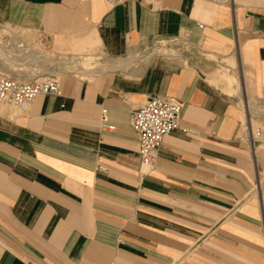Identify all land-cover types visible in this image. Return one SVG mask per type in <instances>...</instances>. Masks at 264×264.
<instances>
[{"label": "crops", "instance_id": "0c3cea01", "mask_svg": "<svg viewBox=\"0 0 264 264\" xmlns=\"http://www.w3.org/2000/svg\"><path fill=\"white\" fill-rule=\"evenodd\" d=\"M34 34L111 65L62 60L39 75L60 96L0 102V264H264V142L242 137L247 99L264 110V0H0V71L28 69L7 49ZM153 95L182 111L146 167L129 117Z\"/></svg>", "mask_w": 264, "mask_h": 264}, {"label": "built area", "instance_id": "2783aa9c", "mask_svg": "<svg viewBox=\"0 0 264 264\" xmlns=\"http://www.w3.org/2000/svg\"><path fill=\"white\" fill-rule=\"evenodd\" d=\"M110 8L129 1L146 2L147 0H104ZM201 27V25H199ZM59 76H36L30 81H18L0 71V102L10 104L18 110H25L39 95L60 96ZM182 106L168 98L153 95L129 117V125L138 138L141 164L153 167L164 138L179 128ZM244 122L242 137L246 138L254 150L255 144L264 142V110L251 112L243 106ZM259 122L253 129L251 120ZM102 128H107L102 114Z\"/></svg>", "mask_w": 264, "mask_h": 264}, {"label": "rangeland", "instance_id": "374dc122", "mask_svg": "<svg viewBox=\"0 0 264 264\" xmlns=\"http://www.w3.org/2000/svg\"><path fill=\"white\" fill-rule=\"evenodd\" d=\"M42 40V38L40 39L38 37V35H31V36H25V40H23L25 43H23V41H20L19 38L17 36H11V38L9 39V45H8V51L9 53L12 55H21L22 53L19 52L17 49V46H22L27 50L28 52H33V55L30 56V61H29V67L27 70H24L23 73L18 74L16 72H14L11 69H8L5 64L4 61H2V68L1 71L4 72L6 75L18 80V81H30L32 80L35 76H39V75H44L46 73H53V71H55V65H58L59 61H68V64L66 65H62L61 68L59 70H63L64 72H72L74 74H76L78 77L81 78H89L88 75L86 74H92V73H96L97 71H101L102 66L99 65H104L105 59L101 60V54H97L95 56H91L93 58H88L89 56H75L73 55L72 58L70 60H65L64 57H58L56 54H54V52L49 48V43L44 40L46 45L40 47L37 44L40 43V41ZM154 52H157L156 50H154ZM51 56L53 59V64L51 63L50 65H48L45 69H40L37 65L38 63V58L39 56ZM18 57V56H17ZM1 55H0V60H1ZM44 68V67H43ZM99 69V70H98ZM60 76V75H59ZM235 95V94H234ZM249 104L251 106H253L255 109L256 108V104L255 101H251L248 100ZM243 105V104H242ZM259 110V109H257ZM260 111V110H259ZM252 123V127L253 129L259 127V122H257L256 120L252 119L251 120Z\"/></svg>", "mask_w": 264, "mask_h": 264}, {"label": "bare ground", "instance_id": "6f19581e", "mask_svg": "<svg viewBox=\"0 0 264 264\" xmlns=\"http://www.w3.org/2000/svg\"><path fill=\"white\" fill-rule=\"evenodd\" d=\"M164 48H165V46H163ZM157 52L156 53H159V52H161L162 51V53H166L167 52V50H166V52L165 51H163V49H161L160 47H157L156 49H155ZM168 53V52H167ZM170 53V52H169ZM171 55H172V53H171ZM174 55H176V53L174 52ZM199 60V59H198ZM110 65L111 64H104L103 66L106 68H110ZM233 78V77H232ZM231 82H233L232 80H230ZM247 110H250L251 112H254V111H252V110H254V109H247Z\"/></svg>", "mask_w": 264, "mask_h": 264}]
</instances>
